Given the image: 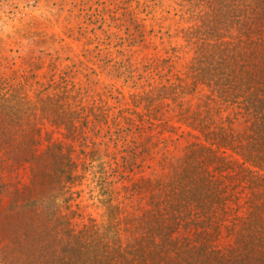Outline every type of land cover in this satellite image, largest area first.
<instances>
[{"label":"trees","instance_id":"1","mask_svg":"<svg viewBox=\"0 0 264 264\" xmlns=\"http://www.w3.org/2000/svg\"><path fill=\"white\" fill-rule=\"evenodd\" d=\"M178 1L190 59L114 69L116 115L75 64L45 85L0 57V264H264V0ZM102 156L104 216L78 227Z\"/></svg>","mask_w":264,"mask_h":264},{"label":"rangeland","instance_id":"2","mask_svg":"<svg viewBox=\"0 0 264 264\" xmlns=\"http://www.w3.org/2000/svg\"><path fill=\"white\" fill-rule=\"evenodd\" d=\"M178 2L0 0V57L14 63L16 71L27 68V58H41L44 64L37 73L45 85L53 73L56 82L66 67L75 64L74 83L83 82L86 74L98 79L102 88L98 86L97 93L102 92L105 107H112L116 115L136 90L132 82L112 76L114 69L124 71L132 65L140 73L146 64L170 58L176 63L175 71L180 72L190 59L191 53L181 47L185 44L179 31L185 26L177 13ZM40 41L42 44L35 46ZM89 97H96L94 90ZM104 129L95 128L94 140L102 139ZM103 157L92 165L86 163L88 169L82 182L73 189V209L78 205L77 213L82 217L74 221L78 227L88 219L101 222L104 216L102 202L107 198L99 182Z\"/></svg>","mask_w":264,"mask_h":264}]
</instances>
